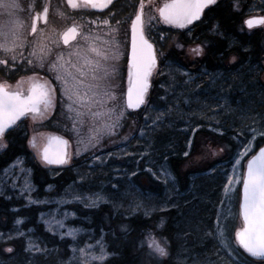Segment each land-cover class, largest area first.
Listing matches in <instances>:
<instances>
[{
	"label": "snow or ice",
	"instance_id": "1",
	"mask_svg": "<svg viewBox=\"0 0 264 264\" xmlns=\"http://www.w3.org/2000/svg\"><path fill=\"white\" fill-rule=\"evenodd\" d=\"M64 5L74 11L98 10L103 12L107 9L108 13L104 19L96 18L87 21V23L90 25L101 23L109 26L111 32L116 31V29L111 28L110 19L116 15L113 11L115 7L114 0H64ZM219 6L220 0H165V3L157 7L156 11L159 14V19L165 24L184 29L195 21L203 22L201 17L205 15V10L212 12ZM232 6L238 11V0ZM144 7L145 0H140L139 11L131 21V61L124 107L118 110L117 107L113 106L107 107L105 112H92L93 116L107 115V118L112 120L110 124L104 125L109 132L117 126L120 120L125 118L126 109H138L141 106H145L146 110L152 109L155 111L156 114L152 117V124L155 125L152 131L155 132L166 116L173 112H179L178 105H187L193 102L191 93H196L197 89L203 91V86L199 80L193 79L189 72H182L180 74L186 79L180 83L185 86L186 91L181 92L179 96L174 95L172 102L169 103L168 92L171 90L174 93L177 83L175 78L171 82L166 81L167 87L165 84L160 85L165 90V95L158 97L159 100L165 103L166 107L164 110L156 109L148 93L152 87L151 77L157 70L159 61L156 49L144 34ZM0 9L7 12L9 17L15 16L17 12H27L30 20L27 30L24 28L23 21L20 20H10L0 24V71L14 73L23 68L24 64L32 65V58H35L42 67L45 59L52 56L54 49L61 45L68 46L70 50L67 58L61 51L56 53L55 59L49 64V70L55 71L57 73L56 80L61 82V98L62 100L66 98L69 102L67 104L68 111H73L74 104L78 107H86L94 103L101 105L115 103L117 100L116 93L109 90L112 85L107 82L111 73L115 72V68L109 70L107 67L102 66L98 60H93L81 53L80 39L86 42L89 51L100 55L91 43L94 38L90 32L84 30V25L77 24L75 20H72L70 26L63 31H57L55 28L51 32L48 31L51 0H40L39 3H37V0H31L24 7L21 6L18 0H0ZM54 14L60 17L66 16V13L59 11V9ZM116 23L119 24L120 21L117 20ZM41 24L44 27H40ZM245 24L249 30L264 27V16L249 18L245 21ZM25 31L32 38L31 43L26 39ZM188 34L191 35L190 28ZM72 42H76V45L73 46ZM26 46L30 48L28 56L32 58H26L24 52L20 51L25 49ZM176 47L182 48L183 44H177ZM73 48L74 50H71ZM191 51L196 55H201L203 47L197 44ZM159 55L163 56V52H160ZM73 57H76L77 63L73 62ZM112 58L115 59V55ZM104 59H108L107 55L104 56ZM232 59L235 60L236 58L233 57ZM164 67L169 69L168 74L171 75L173 65L165 62ZM157 75L164 76V69L160 68ZM205 75H208V73L205 72ZM221 79L223 83L218 87L222 92H226V95L220 96L219 93L217 94L219 99L214 98L215 108L202 100L198 94L195 96V101L200 106L201 112H204L205 109L209 112H215L216 109H219L216 115L229 117L231 119L229 127L234 131L238 130L237 136L244 135L245 132L250 134V139L243 144L242 152H237V159L233 162L232 176L228 180L229 187L234 184H242L240 210L243 217V226L235 231L234 241L230 242V239L227 238V226L221 220L219 213L216 214L215 227L209 226L201 230L198 225L197 231H202L200 243L203 242L204 237H211L214 241L219 240V243L213 244L212 254L214 258L209 256L207 250H205L193 257L191 264H246L248 257L259 258L264 261V146L258 147L256 154L247 159L246 165L243 166L245 172L237 175L240 161L252 150L253 141L256 140L257 136L264 138V112H257L251 106H246L242 102L233 107L234 101L230 100L231 89L238 87L242 95H248L247 86L239 74ZM211 81L213 85H216L215 77H211ZM25 84H27L26 88ZM55 92L56 88L48 80L38 78L35 73L27 78L21 77L15 86L6 81H0V151L7 149L6 138L12 131L18 129L25 119L36 120L45 117V114L55 105ZM221 100H223V104H221ZM89 111H91L90 107ZM192 114L195 115L196 113L193 112ZM77 115L79 116L81 113L77 112ZM181 118L183 117L181 116ZM216 124L218 127L215 130L220 132L221 135L228 130L223 128L220 119H216ZM197 127H200V125H197ZM73 128H76V121H73ZM237 136H233V139H236ZM28 143L33 148L36 156L45 164L68 165L71 163L72 154L68 151L69 142L60 136L48 135L43 144H39L36 136H33ZM78 143H83V141H78ZM85 150L87 149L85 148ZM220 151H223V149H220ZM188 154L187 151L183 153L184 156H188ZM95 159L100 160L101 158L95 157ZM163 160H168L167 154L163 155ZM143 171L148 172L155 180L163 183L166 187V194L159 201L158 208L151 203H146L143 199H137L133 196L132 202L126 211L131 214L143 208L144 215L149 216L156 210L166 211L168 205L178 208L179 205L172 197L179 196L180 193L175 185L176 178L172 176L168 168L161 164L155 170L145 168ZM131 175L136 176L137 172L132 171ZM78 179L81 182L80 186L65 191L59 200L55 197H49L46 201H41L38 198L34 199L32 193L35 191V185L31 181V170L24 166L21 157H16L7 168L0 170V197L7 201L12 200V195L7 194L8 190L11 189L16 195L23 197L29 205H56L55 208H49L47 212H40L38 218L50 234L58 235L61 240L64 237L72 238L73 243L69 245L72 256L68 260L59 261L58 264H107L109 258H119V250L114 249L111 252L107 250V242L104 239L102 229L101 235L95 238V243L85 242L80 237L82 229L69 225L67 231H62L66 227L65 220L69 216H76V212L66 211L60 205H70L75 202L77 205H83L86 209H99L101 204H107L111 206L114 212H119L123 207L122 201L124 199L121 195V182L117 180L116 183L111 185V191L105 194L103 189L92 191L84 187L87 183L86 174L78 173ZM18 180L21 181L19 184H17ZM48 188L51 189L52 185H48ZM17 189L18 191H16ZM69 197H71V201L68 199ZM9 210L14 213L19 212L17 208ZM14 223L17 226L21 225L23 218L17 216ZM162 224L163 219H161L158 227ZM127 230L128 225H121L122 232H127ZM190 235H192L191 231L186 230L184 232L185 238ZM21 238L24 241L23 252L27 257L24 264H37L38 257L43 256L48 259L52 252L58 251L56 248L49 249L46 245L41 247V244L37 243L40 238L34 235L33 229H29L26 234L19 227L7 233L0 232V244L7 245L2 251L9 254L15 253L16 250L12 243ZM88 239L90 240L92 237L89 236ZM164 240L165 243L162 244L149 234L147 244L150 249L148 253L150 257H171L172 254L167 247V239L164 238ZM144 243L145 241H141V246ZM184 251L190 254L191 250L185 248ZM158 264H162V261H158ZM176 264H187V261L177 257Z\"/></svg>",
	"mask_w": 264,
	"mask_h": 264
},
{
	"label": "rangeland",
	"instance_id": "2",
	"mask_svg": "<svg viewBox=\"0 0 264 264\" xmlns=\"http://www.w3.org/2000/svg\"><path fill=\"white\" fill-rule=\"evenodd\" d=\"M138 1L140 0H136L135 2L124 1L123 7L119 9V13H116L113 23H111V28L116 29L115 32H111L109 26L105 28V25H103L104 29H97L96 33H94L97 36L96 45H114V49H107L109 62L113 61L116 63L113 65L115 72L111 73L108 80V83L112 85L109 90L114 91L117 96L116 101L123 102V104L119 106L117 103H109L99 106V104L94 103L86 107H78L74 104L72 112L58 114V117L54 121V126L60 131L59 134L66 136L70 140L72 146V160L66 166L67 169L62 170L63 167L49 169L36 156L34 150L27 145L29 153L20 151V154L14 158L9 156L11 160L5 165L0 166V170L7 168L16 157H21L24 161V166L31 170V181L35 185V191L32 193V196L34 199L38 198L41 201H46L49 197H55L59 200L65 191L79 187L81 182L78 179V173H84L87 176L85 188L92 191L103 189L105 194L110 192L111 185L119 180L121 182V195L124 197L122 201L123 207L119 212H114L111 206L107 204H101L99 209H86L83 205H77L75 202H72L70 205H60L66 211L76 212V216H69L65 220L66 227L62 231H67V226L69 225L82 229L80 237L85 242L95 243V238L101 235L102 229L104 239L107 242V250L111 252L116 249V242L120 236L112 230L109 233L112 239H107L108 231L106 229H103V227L99 229L93 227V213H100L104 205L108 206L106 209L112 211L110 215L111 218L115 219L114 224H117L121 229V225H127L125 220L138 215L139 212L144 213L143 208L131 214L126 211L132 202L133 196L137 199H143L146 203H151L158 208L159 201L166 194V187L163 183L155 180L148 172L143 171V169L152 168L155 170L159 165L164 164L172 176L176 178L175 185L180 193L179 196L172 197L179 207L167 206V210L172 208L176 211L173 218L176 225L174 226L175 232L173 233V238L177 245L172 256V262L176 264L177 257H181L187 261V264H191V259L205 250H207L209 256L214 258L212 254L213 244L219 243V240L214 241L211 237H204L203 242L200 243L202 231H197L198 225L201 230L209 226L215 227L216 214L219 213L221 220L227 226V238L230 239V242L234 241L235 231L242 226L239 215L242 184H234L229 187L228 180L232 176L233 162L237 159V152H242L243 144L247 143V140L250 139V134L247 132L244 135L237 136L238 130L234 131L229 127L231 119L227 116L216 115L219 109H216L215 112H209L206 109L204 112H201L200 106L195 101V96L198 94L202 100L215 108V99H219L217 94L219 93L220 96L226 95V92H222L218 87V85L223 83L221 78L239 74L247 86L248 95H242L238 87L231 89L230 100L234 101L233 107L242 102L246 106H251L257 112H264V65L253 61L241 63L239 60L234 66L229 67L226 65L228 56L234 53L230 52L225 58L224 66L214 69L210 66H205L206 64L194 69L187 67L186 62L184 63L181 58L182 50L185 44L196 41L199 36L194 35V30H191V35H189L188 30H174L166 27L164 22L159 19V14L156 11V8L162 6L165 2L150 0V3L144 7L145 35L156 45L159 63L157 70L151 78L152 87L149 98L154 102L156 109L164 110L166 107L165 103L158 99V97L165 95V90L160 85L165 84L167 87L166 81L171 82L175 78L177 83L175 92L173 93L171 90L168 92V101L171 103L174 95L179 96L181 92L186 91L185 86L180 83L186 79V77L180 74L182 72H189L193 79L199 80L203 86V91L197 89L196 93H191L193 102L187 105H178L179 112H173L166 116L163 123L160 124V127L155 132L152 131V128L155 127L152 124V117L156 113L152 109L146 110L145 106L138 110L126 109L125 118L120 120L117 126L109 132L104 125L110 124L112 120H109L107 115L93 116L92 112H105L107 107L113 106L117 107L118 110L124 107L127 58L130 50V27L132 19H134L136 13L139 11ZM238 2L239 9L241 8L238 11L243 14V24L245 19L260 14V12H256L255 10H258L256 8L264 4V0H238ZM234 10L236 11L235 8ZM11 19L12 21L18 20V17L15 15ZM117 20L120 21L119 24L116 23ZM242 28L240 27L239 30L243 31ZM201 41L207 47L209 46V41ZM177 44H183V47L178 48L176 47ZM229 47L231 48L233 45H229ZM160 52H163V56L159 55ZM114 55L115 59L112 58ZM165 62L173 65L171 75L168 74L169 69L164 67ZM160 68L164 69V76L157 75ZM205 72L208 75H205ZM211 77L216 78V85L212 84ZM258 77H260L262 83L259 82ZM220 102L223 104V100ZM89 107L91 111H89ZM64 108L67 109V105ZM77 112H80L81 115L78 116ZM193 112L196 114L193 115ZM216 119H220L223 128L228 129L223 134L225 141L220 143L224 148L223 157L217 159L205 172H195L190 176L187 173L183 177V181H181L173 168L170 158L172 156L185 157L183 155L185 151L189 153L188 155L194 153V158L196 156L200 158L202 153H195V137L200 129H205L208 133L223 136L215 130L218 127ZM73 121H76L75 129L73 128ZM197 125H200V127H197ZM35 128L37 130L38 126ZM24 133L23 130L17 129L14 135L20 138ZM34 135L36 133H33ZM233 136H237V138L233 139ZM260 139L262 137H256V140L251 145L252 150L240 161L237 175L244 173L245 168L243 166L248 157L257 150ZM97 140L99 141L98 143ZM78 141H83V143H78ZM189 141L191 142L190 144L188 143ZM182 146L185 147L183 148ZM0 154L3 153L0 152ZM164 154L168 155L167 161L163 160ZM95 157H100L101 159L97 160ZM196 158L192 160V167L196 165L195 160L202 159ZM101 160L103 161L102 163ZM204 165L206 166V164ZM38 166L45 167L46 170L42 173L37 172ZM132 171H136L137 175L132 176ZM36 177L38 180H41V183L37 182ZM59 177L60 179L65 177L67 180L60 181L59 184L52 182ZM20 182L18 180L17 184ZM48 185H52V188L49 189ZM7 194L13 197L10 200L12 204L11 209L17 208L19 212L14 215L10 211L6 215V219H0V232L7 233L19 227L27 234L29 229H33L34 235L40 238L37 240V243H40L41 247L46 245L49 249H58V251L52 252L48 259H45L43 256L38 257L37 264H58L61 260H68L72 256L71 247H69L73 243L72 238L64 237L61 240L58 235L50 234L45 230L46 226L38 218L40 212H47L49 208H55L56 205H29L23 197L16 195L11 189L8 190ZM68 199L71 201V197ZM33 207H35V210H31ZM17 216L23 218V223L19 226L14 223ZM10 218L13 219L9 220ZM34 222L41 227L30 225ZM186 230L192 232V235L187 238L184 236ZM161 232L162 228L159 233ZM161 235L167 239V242L170 241L166 235ZM89 236L92 239L89 240ZM12 244L15 245L16 250L12 254L3 252L4 245L0 244V262L2 264H24L27 257L23 251H19L21 245L24 244L23 239L21 238L18 242H13ZM185 248L191 250L190 254L184 251ZM147 260L149 261L150 259H145V261ZM246 264H264V262H256L248 257Z\"/></svg>",
	"mask_w": 264,
	"mask_h": 264
},
{
	"label": "trees",
	"instance_id": "3",
	"mask_svg": "<svg viewBox=\"0 0 264 264\" xmlns=\"http://www.w3.org/2000/svg\"><path fill=\"white\" fill-rule=\"evenodd\" d=\"M235 1L236 0H223L219 8L220 10L217 11L216 15L208 11L205 13L202 19L203 22L200 21L197 24L198 27L194 32V35L199 36V38L191 42L202 43L204 54L193 58L191 55L187 54L183 48L181 58L184 63L186 62L187 67L194 69L200 65L206 64L205 66H210L214 69L224 66L225 58L230 52L234 53L228 56L226 65L229 67L234 66L239 60L241 63L244 61H253L258 62L260 65H264L263 30L254 29L250 31L245 28L242 19L243 14H241L240 11H235L232 6ZM238 27H243V31H240ZM201 40L209 41V46L207 47ZM188 45H190V43L187 44V46ZM229 45H233V47L230 48ZM233 57L236 59L233 60ZM258 80L262 83L260 77H258ZM260 106L262 107V105ZM224 138V135L219 136L217 134L208 133L205 129H200L195 137V153L201 152L202 156L200 158L196 156L197 158H195L202 159L195 160V167H192V160L195 159L193 156L194 153L185 157L172 156L170 160L181 181H183L182 179L187 173H189L188 176H190L195 172H205L217 159L222 158L224 148L220 143L225 141ZM263 144L264 138L259 140L258 147ZM182 147L184 148L185 146ZM220 149H223V151H220ZM20 151L29 153L23 138H18L13 134L11 146L0 156V166L5 165L11 160L9 156L14 158L16 155L20 154ZM204 164H206V166ZM40 167L41 166H38L37 172L42 173L45 171ZM187 170L189 171L187 172ZM36 180L38 183H41V180H38L37 177ZM66 180L67 178L65 179V177L61 179L59 177L52 182L59 184L60 181ZM0 201V219H6V215L10 213L9 209H11L12 204L10 201H4L2 198H0ZM106 207L108 206L104 205L100 213H93V227L97 229L103 227V229H106L108 231L107 239L109 240L112 239L109 234L112 230L120 236L119 240L116 242V249L119 250L120 256L118 259L109 258L107 264H158V261H162V264H174L172 262V256L177 245L173 238V233L175 232L174 226H176L173 221L174 214L176 213L174 209L171 208L166 211L156 210L149 216H145L143 212H139L138 215L125 220L128 225V230L127 232H122L120 227L114 224L115 219L111 218L110 214L112 211H109ZM31 210H35V207ZM12 213L15 215L14 212ZM12 219L13 218H10L9 220ZM161 219H163V224L158 227L161 223ZM30 225L41 227L39 224H35V222ZM161 228L162 232L159 233ZM149 234L154 236L162 244L165 243V240L161 234L168 237L170 241L167 242V247L172 254L171 257L159 258L150 257L148 255L150 251L147 244ZM141 241H145L143 246H141ZM14 242L16 243L18 240ZM6 246L7 245H4V247ZM12 246L15 248L14 244H12ZM22 248L23 245H21L19 251H23ZM147 258L150 260L145 261ZM249 258L256 262H264L259 258Z\"/></svg>",
	"mask_w": 264,
	"mask_h": 264
},
{
	"label": "flooded vegetation",
	"instance_id": "4",
	"mask_svg": "<svg viewBox=\"0 0 264 264\" xmlns=\"http://www.w3.org/2000/svg\"><path fill=\"white\" fill-rule=\"evenodd\" d=\"M124 1L125 0H114L115 7L113 8V11L115 13H119V11H120L119 9L123 7ZM127 1L128 2H131V1L135 2L136 0H127ZM149 1L150 0H145V5L150 3ZM160 1L165 2V0H160ZM18 2L21 4L22 7H24L27 4H29L31 2V0H18ZM39 2H40V0H37V3H39ZM138 2H139L138 3V7H139L140 1H138ZM222 3H223V0H220V5ZM219 8H220V6L218 8H216L214 11H212V14L216 15L217 11L220 10ZM57 9H59V11L65 12L66 16L60 17L59 15L54 14ZM256 9H258V10H255V11L260 12V14L255 15V16H264V4L259 6V8H256ZM206 12H207V10H205V13ZM107 13H108L107 9H105L103 12H100L98 10H85V11L76 10V11H74V10L67 8L64 5V0H51V11H50V18H49V24L47 26V30L51 32V30L53 28H55L57 31H63L66 27L70 26L72 20H75V22L77 24L84 25V30L87 32H90L91 36H92V34L96 33L97 29L99 30L100 28H103L102 27L103 24L97 23L96 25H90L87 23V21L92 20V19H96V18H99L100 20H102L107 16ZM15 15L18 17V20L23 21L24 28H25V30H27L29 27V24H30V20L28 18V13L27 12H17ZM204 16L201 17V20L203 19ZM110 19H111V23H113V18H110ZM10 20H12V19H11V17H9L8 13L5 12L3 9H0V24L9 22ZM81 21L84 23H82ZM199 22L200 21H195L192 25L188 26V28H184L182 30L187 31L190 28L191 30H194V32H195V30L198 27L197 24ZM164 25L166 27H168L169 29H174V30L179 29L180 30V28H177L174 25H169V24H165V23H164ZM244 26L246 29H248V27L245 25V20H244ZM40 27H44V26L41 24ZM104 27L107 28L108 26H104ZM254 29H262L263 30L264 27H256V28H253L252 30H254ZM25 37L29 41V43H31L32 38L30 36H28L27 31H25ZM92 37L94 39L91 41V43L97 49V52L100 55H97V53H93V52L89 51V48H88V45L86 44V42L83 41L82 39H80L79 40V43H80L79 46H80L82 55H87L90 58H92L93 60H98L102 66L105 65V67H107L109 70H111V68H113V65L116 63H114L113 61L109 62L108 59L104 61V56L107 55V57H109V54L107 52H108V50L114 49V45H96L97 36L94 34V36H92ZM130 40H131V29H130L129 41ZM72 43H73V46L76 45V42H72ZM129 44H130V42H129ZM187 44H189V43H187ZM187 44L184 45V49L186 52H187V47L189 46V45L187 46ZM191 44H195V43L190 42V45ZM69 50L70 49L68 46L61 45L60 47H57L56 49H54L52 56L45 59L44 65L41 67L40 64L35 60V58L28 56V52L30 51V48L26 46L25 49H22L20 51L24 52V55L26 58H32L33 59L32 65L24 64L23 68L17 70L14 73H5L3 71H0V81H6L13 86H15L16 82L18 80H20L21 77L27 78L29 76H32L35 73L38 78L48 80L56 88V92L54 93L55 105L52 109H50L45 114V117L44 118H37L36 120H32L31 118L25 119L24 123L21 124L20 127L18 128L19 130H23L26 133V134L25 133L22 134L23 136L21 137L25 141L26 146L27 145L29 146L28 141L31 137H33V133H36L37 142L39 144H43L44 139L49 134H51V133H58L59 134L60 131L58 129H56V127L54 126L55 119L58 117V114L70 113L68 111V109L64 108L67 105V99L64 98L62 100V98H61V87H62V85H61V82L56 80V78H55L57 73L55 71L49 70V64L52 60L55 59L56 53L62 51L64 53L65 57L67 58ZM71 50H74V48ZM83 52H87V53H83ZM128 58H129V54H128ZM128 58H127V68H126V88H127V75H128V67H129ZM73 62L77 63L76 57H73ZM73 71H75V70L73 69ZM26 87H27V84H25V88ZM81 90H83V89H81ZM150 90H151V88H150ZM150 90H149V93H150ZM149 93H148V95H149ZM125 98H126V96H125ZM115 103H117V105H119V106L123 104V102H119V101H115ZM99 106H101V104H99ZM36 126H38L37 130L35 128ZM16 130L12 131L11 134L6 138L7 143H8L7 149L12 144V136ZM5 150L1 153H4ZM1 155L2 154H0V156ZM41 168L46 170L45 167H41ZM52 168L53 167H51L49 169H52ZM63 169L65 170L67 168H62V170Z\"/></svg>",
	"mask_w": 264,
	"mask_h": 264
},
{
	"label": "water",
	"instance_id": "5",
	"mask_svg": "<svg viewBox=\"0 0 264 264\" xmlns=\"http://www.w3.org/2000/svg\"><path fill=\"white\" fill-rule=\"evenodd\" d=\"M253 17H258V16H253ZM249 18H252V17H249ZM249 18H247V19H249ZM247 19H245V21L247 20ZM246 25V24H245ZM190 26V25H189ZM247 26V25H246ZM145 34V33H144ZM145 37H146V35H145ZM147 38V37H146ZM148 39V38H147ZM148 41L150 42V43H152L153 44V46H154V48L156 49V47H155V45H154V43L153 42H151L149 39H148ZM197 44H199V45H201L202 47H203V45L201 44V43H195V44H191V45H189L188 47H187V54H189V55H191V57H196V56H202L203 54H204V48H203V53L201 54V55H196L194 52H192L191 51V49H193V48H195L196 47V45ZM130 61H131V40H130V51H129V58H128V65H129V67H128V72H129V68H130ZM127 81H128V75H127ZM128 86V85H127ZM150 90V89H149ZM126 91H127V88H126ZM125 100H126V98H125ZM141 107H143V106H141ZM140 107V108H141ZM140 108H138V109H140ZM138 109H131V110H138ZM49 135H57V136H60V137H62V138H64V139H66V140H68V142H69V145H68V151H69V153L70 154H72V146H71V142H70V140L66 137V136H63V135H61V134H58V133H51V134H49ZM34 136H36V135H34ZM30 146V145H29ZM261 146H264V144L263 145H261ZM30 148L31 149H33L31 146H30ZM4 151V150H3ZM3 151H0V152H3ZM258 151V148H257V150L252 154V155H254V154H256V152ZM251 155V156H252ZM251 156H249L248 157V159L251 157ZM247 162V161H246ZM48 166V168H51V167H65L66 168V166L67 165H48V164H45L44 163V166ZM69 165V164H68ZM245 165H246V163H245ZM244 172H245V169H244ZM241 203H242V185H241V199H240V205H241ZM240 205H239V215H240V218H241V221H242V226H243V217H242V214H241V210H240ZM241 226V227H242ZM237 230H239V228L237 229ZM236 230V231H237Z\"/></svg>",
	"mask_w": 264,
	"mask_h": 264
}]
</instances>
